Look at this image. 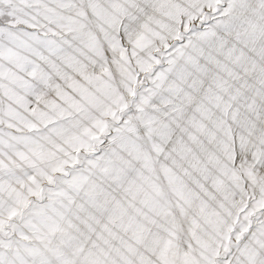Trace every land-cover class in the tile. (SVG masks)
<instances>
[{"label": "snow or ice", "instance_id": "6c2138e0", "mask_svg": "<svg viewBox=\"0 0 264 264\" xmlns=\"http://www.w3.org/2000/svg\"><path fill=\"white\" fill-rule=\"evenodd\" d=\"M0 264H264V0H0Z\"/></svg>", "mask_w": 264, "mask_h": 264}]
</instances>
